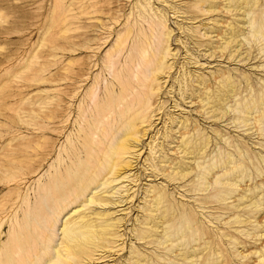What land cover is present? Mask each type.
<instances>
[{
  "label": "bare ground",
  "instance_id": "obj_1",
  "mask_svg": "<svg viewBox=\"0 0 264 264\" xmlns=\"http://www.w3.org/2000/svg\"><path fill=\"white\" fill-rule=\"evenodd\" d=\"M134 1L69 4L71 24L57 34L69 27L74 34L58 41V68L39 78L37 100L24 101L29 131L37 138L27 137L17 155L34 167L31 173L40 168L45 173L34 192L14 203L24 211L10 226L0 264H104L124 250L128 255L120 264H177V259L199 264L205 246L191 251L187 246L204 237L200 220L184 203H174L167 186L148 184L140 195L143 180L153 181L148 177L189 180L182 185L188 191H210L205 204L238 197L235 207L250 206L245 219L234 216L241 223L264 210V195L255 185L237 192L250 176V154L258 144L249 140L264 138V75L191 69L200 63L198 52L231 64L264 57V0H183L182 5L157 0L162 4L157 11L156 0L139 10ZM96 45L105 46L94 59L89 54ZM256 67L264 69V63ZM186 104L195 114L183 115ZM217 122L244 128L249 140L235 143L232 131L213 127ZM50 135L68 140L58 148ZM259 145L256 156L263 162L264 144ZM12 147L5 150L12 154ZM14 159L6 163L14 166ZM252 165L259 172L261 167ZM1 169L6 174L18 168ZM172 253L175 260L166 257ZM257 258L264 264V251Z\"/></svg>",
  "mask_w": 264,
  "mask_h": 264
},
{
  "label": "rangeland",
  "instance_id": "obj_2",
  "mask_svg": "<svg viewBox=\"0 0 264 264\" xmlns=\"http://www.w3.org/2000/svg\"><path fill=\"white\" fill-rule=\"evenodd\" d=\"M71 1L72 0H0V160L1 162L4 161L6 163L9 161V158H15V163H13L14 166L9 165L8 163H6L5 165L7 166H5L3 165L4 163L0 162V166L3 165L0 169L2 167H5L6 169V167L8 168L9 166L12 170L18 168L17 170L14 169L15 171L7 169L6 171L10 173L6 174L4 172L5 170H0V172L4 173V175L0 173V255L7 247L8 240L11 237L10 229L12 230L14 227L10 228V226L14 224L15 218L21 216L24 211L23 207H21V203L18 205L17 203H14L17 199L22 200L29 191L34 192L36 188L35 183L39 177L45 173V170H42V168L38 171H32L31 173V170H33L34 167L32 168L29 166V168L28 165L24 163L23 159L20 158L25 148L24 143L28 140L27 137L35 138V133L33 134L29 131L31 130V127L28 126L26 117L24 116V108H26L27 105L26 103L24 107V101H27L28 98L35 101L37 100L39 97L38 95H40L38 89L42 86L39 78L45 74L50 75V72L51 74L55 73V69L58 68L59 56H54L55 54L57 55L59 51L56 48V45L63 42V40H66L67 36L71 37L74 34L71 27H69V32L66 31L61 35L57 34V31H60L61 28L71 24L72 7L69 6ZM150 1L152 4L154 0ZM148 2L149 0H135L133 2L136 7L135 10H139ZM168 2H172L173 4L177 3L178 5L184 3L183 0H169ZM55 5H57V7ZM153 7L154 10L157 11V8L162 7V4L156 0ZM124 10L126 13L130 11L128 6H125ZM64 16H66V19H64ZM51 21L54 22L53 27H50V25H52L50 24ZM186 22L191 25L190 22ZM54 33L55 36L57 35L59 37L56 36L58 39L54 36ZM61 36L65 37L60 38ZM109 40L110 39L108 38V41ZM104 46L98 48L96 45L92 53L89 55H92L94 59H96L100 53H104V51H102ZM67 54L70 55L72 53L68 52ZM86 55L87 54L83 52L82 56L86 57ZM183 55L184 54H182L181 62L183 61ZM196 55L199 56L198 59L200 63L195 66L191 65V69L198 73L209 74L211 71L220 69L228 71L236 77L242 73L252 74L254 78L264 75V69L256 67L257 64L260 65L264 63V57H260L261 55H258L257 58L252 60L241 62H238L239 58H237V61L233 62V64L228 63L227 60L215 61L210 59V61L204 57L202 52H198ZM32 56H36L35 60H33V63L30 66H28ZM73 56L74 54L71 55V57ZM177 70L174 73V80L172 79L170 85L176 86L177 84V81H175V78L179 77V70ZM51 84L54 85L56 82ZM85 88L80 89V91L82 90L84 92L86 90ZM169 89L170 86L167 87V90ZM192 106L193 105L191 104H186L182 109L185 111L183 115H189L190 113L195 114V112H192ZM169 110L171 111L173 109L170 107ZM161 127L162 124L159 125L158 129ZM213 127L219 128L222 131H232V134L238 137V140H236L235 143L238 142L242 144L249 140V137H243L246 136L245 132L242 131L244 128L237 129L230 127L226 122H217ZM37 133L38 131H36V134ZM159 135L160 134H158L157 137H159ZM54 136L55 135H50L49 138H52V140L55 139L53 140L54 143L58 142V148L63 147V145L66 144L65 141L68 140L66 136L65 138L60 137V139ZM18 139H20L24 145H22ZM9 140L12 143L11 145L8 143L10 142ZM18 142L21 145H17ZM254 142L258 144L255 145L256 152L250 154V157H252L250 160L251 165L248 170L250 176L249 178L247 177L245 181L241 182V187H239L237 192L242 190V188H247V186L251 189L255 185L254 187L257 188L256 191L260 193L262 192L264 195V161L262 162L258 160L256 156V153H258V156L261 153V144L259 145V143L264 144V138L260 139L255 135L251 137L249 144H253ZM6 143L8 144L7 146L10 147H6ZM15 144L19 147H14ZM11 147L12 149H9V151L14 149L16 153L13 150L12 154L11 152L9 154L8 149L7 151L5 150L6 148ZM19 149H22V153L17 152ZM4 151H6V153ZM146 151H148V149ZM17 154L21 155L19 156ZM19 159L22 161H20V164L18 163ZM252 162H254L258 168L261 167V171L259 170L258 172V170L252 165ZM22 165L27 166L24 168ZM36 165L37 163L35 166ZM27 168H29L30 173L27 171ZM23 172L28 173L26 174ZM261 172L263 174H261ZM147 179H153V181L143 180V185H141L139 189L140 195L142 194L143 189L148 187V184L167 186L172 199H174V203L177 205L179 203L180 206L184 203L186 210L190 213H195L193 215H195V217L197 216L196 220H200L197 227L199 226L198 228L202 230L201 233H204V237L198 240V242H195L196 246L194 243L190 245L188 244L187 246V250L190 251L194 250L193 247H206V249L204 247L203 254H200L201 258H199V264H261L257 257L260 251H264V226L258 228L256 225L263 224L264 210L257 213L256 217L249 219V222L245 221L241 223V221L235 220L234 216L241 215L240 219H245L249 216L248 209L250 206L245 207L249 204L246 202V204H243L241 207H235V205L239 204V201L237 200L238 197L228 199L225 202H217L216 204H205L204 197L207 196L210 191H205L204 193L188 191V186L182 187V185H188L189 180L180 184V182L169 183L165 178H162V176H158L157 178L148 177ZM262 194L259 195V197H261ZM120 213L121 211L118 212V214ZM137 214V212L133 214V221ZM130 223L132 222H128L129 228L132 226ZM16 226L19 227V225ZM201 242L205 243L202 244ZM126 255H128V251L126 252V250H124L123 255H121L118 260L105 262L104 264H120L124 261ZM174 256V253L166 255V257L171 260H175ZM177 264H182V261L177 259Z\"/></svg>",
  "mask_w": 264,
  "mask_h": 264
}]
</instances>
